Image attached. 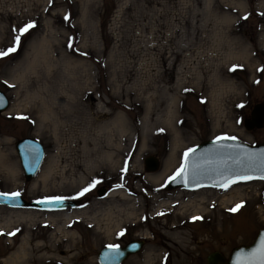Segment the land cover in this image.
Wrapping results in <instances>:
<instances>
[{
	"label": "rangeland",
	"instance_id": "374dc122",
	"mask_svg": "<svg viewBox=\"0 0 264 264\" xmlns=\"http://www.w3.org/2000/svg\"><path fill=\"white\" fill-rule=\"evenodd\" d=\"M28 23L34 27L16 45L19 28ZM10 47L16 51L0 57V89L10 101L0 113V192H18L29 201L78 199L80 205L59 211L0 205L1 215L35 212L30 220L0 227V264H10L5 259L19 251L26 236L33 257L15 264H99L102 247L131 239L143 240L144 246L122 264H148L147 253L154 256L150 264L204 263L215 250L227 258L231 248L252 243L264 228L261 178L236 182L243 184L241 196L231 203H204L199 215L206 212L207 218L194 220L186 210L180 231L188 244H167L163 226L181 219L150 214L148 198L138 199V224L139 219H130L106 232L103 220L101 227L92 220L109 206L121 205L108 192L124 191L127 185L147 191L144 177L169 159L173 131L157 126L144 135L141 130L147 108L163 109L177 80L183 86L177 109L190 124L175 125L188 131L175 155L176 167L162 182L163 195L181 190V199L188 201L197 189L211 187L221 197L233 185L165 188L184 154L204 140L223 136L264 143V125L243 126L252 105L264 101V0H0V51ZM228 84L241 93L222 92L225 115L217 117L211 86ZM232 106L234 127L241 132L226 127ZM216 120L220 131L214 132ZM110 122H116L115 129H128V137L119 142L113 132L123 153L113 144L114 165L103 171L94 164L95 136ZM29 136L42 144L45 155L26 181L15 142ZM148 155L159 161L156 170L145 169ZM100 187L108 190L105 196H97ZM84 188L89 190L79 195Z\"/></svg>",
	"mask_w": 264,
	"mask_h": 264
},
{
	"label": "water",
	"instance_id": "95a60500",
	"mask_svg": "<svg viewBox=\"0 0 264 264\" xmlns=\"http://www.w3.org/2000/svg\"><path fill=\"white\" fill-rule=\"evenodd\" d=\"M9 98L0 89V113L7 110ZM247 129L263 127L264 125V101L252 105L249 117L243 121ZM183 159L182 165L185 172L176 179L166 180V189L185 187L188 189L201 186H221L224 182L228 185L231 181H246L261 178L264 176V143L249 145L237 139L204 140L197 144ZM15 150L19 158L24 179L30 181L35 176L44 158L45 150L42 144L35 138L22 137L15 142ZM188 152V151H187ZM144 166L148 171L156 170L159 161L152 155L144 158ZM177 173V172H176ZM176 173L173 176H176ZM172 176V177H173ZM252 177L245 179L242 177ZM264 179V178H261ZM226 188V187H225ZM2 193V192H0ZM16 193V192H14ZM107 189L100 187L97 196L102 197ZM7 196H0V205H7L14 208H27L42 211H59L78 206V200L60 198L56 201L53 198L26 200L19 194L12 198L11 193ZM51 199V203H39L42 200ZM264 244V228L258 229L253 242L248 245H239L231 248L227 258L219 251H211L204 263L196 264H264L260 258V249ZM144 246L143 240L132 239L124 245H108L102 247L97 255L100 264H122L130 255L135 254ZM58 264V263H45Z\"/></svg>",
	"mask_w": 264,
	"mask_h": 264
},
{
	"label": "bare ground",
	"instance_id": "6f19581e",
	"mask_svg": "<svg viewBox=\"0 0 264 264\" xmlns=\"http://www.w3.org/2000/svg\"><path fill=\"white\" fill-rule=\"evenodd\" d=\"M235 52L229 51L228 56H233ZM245 53V52H244ZM243 53V54H244ZM242 54V55H243ZM244 61L247 60L246 56H242ZM183 87L181 83L177 80L176 85L174 87V90L169 92L168 98L166 101L165 106L161 110H151V107L147 108V117L146 120L143 123L142 127V133L144 135H147V133L151 130H153L157 126H162L164 130L168 133V130L173 131L174 135V142L171 149V154L169 159L164 163L162 169L158 170L155 173L147 174L143 181L145 182L147 186V191H142V189L135 185L130 186H124L125 189H118L108 192L109 197H115L117 198V201L121 202L120 206H109L108 209L104 210L103 212H99L98 215H94L92 218L94 224L96 222V225L98 227H101L100 222L104 221V228L106 232H110L113 228H120L123 221L130 220V219H139V214L135 213L138 209V199L139 197L148 198L151 200V207H150V214L155 215L157 213L165 212L168 213L171 218H180V223H173L172 219H170V222L167 226H163L165 228L164 235L166 237H169V242L167 244H188L187 241V234L183 231H180V229L183 228L184 222H186L184 218V213L186 210L190 209L191 214L193 217H199L207 218L208 214L205 212L203 215H199V212L204 209V203L212 202L214 200L220 201V203H231L234 199L241 196V183H235L231 186H229L226 193L222 194L221 197H217L214 194V190L211 189V187L207 189H197L196 192L193 193V195L190 196V199L188 201H184L181 199L182 191L177 190L175 194L172 196H164L162 193V182L163 180L174 170L176 167V153L179 152V148L183 145L185 136L187 135V127L185 129H178L175 127V125L185 122L187 124H190L189 120L186 118L185 115H179L178 107H177V101H178V94L182 90ZM210 91V97L212 98L213 106L217 112V117L224 116L225 113V107H223L222 103V92H227L228 90L236 91L239 95L241 92L238 90L237 87H235L232 84L226 85V87H222L220 85H213L211 86ZM228 88V90H227ZM154 99V98H153ZM162 101H158V105H160ZM236 103V102H235ZM240 103V102H239ZM233 113V106L230 107V109L226 112L225 120L227 122V129L229 131L237 130L238 132H241L240 130L236 129V126L234 127V124L236 125L235 119H233L232 116ZM217 123L216 126H214V132L220 131L218 128V121H215ZM45 125V124H44ZM116 122H110L104 126H102L98 131L96 132L95 136V153L96 156L94 158V164L101 168L103 171L106 169L110 170L114 165V159H113V151H112V145L117 146V153L121 154L123 153L122 148L120 147L118 142H114L112 139L113 132L117 131L119 135V142L121 139H125L128 137V129L119 127L118 129H115ZM241 134V133H240ZM245 136L244 134H242ZM247 138V137H246ZM248 139V138H247ZM134 176L137 178L139 175V172L134 170ZM44 176V175H43ZM119 184H115V187H117ZM123 186V184L121 185ZM227 188V187H226ZM194 198V199H193ZM116 209V210H115ZM115 211V212H114ZM0 212V227L8 226L13 221L17 220H30L33 217H35V212L28 210V211H16L12 210L10 212L4 213V215ZM141 214V213H140ZM140 222L139 220H136V224ZM222 230H218V232H221ZM144 237V236H142ZM146 237V236H145ZM29 244V237L26 236L23 238L22 246H20L19 251L14 252L9 258L5 259L6 261L10 262V264H15L17 260L19 259H26V261L29 258L33 257L32 251L28 249ZM154 256L152 254L146 255L145 259L148 264L152 263V259Z\"/></svg>",
	"mask_w": 264,
	"mask_h": 264
},
{
	"label": "snow or ice",
	"instance_id": "6c2138e0",
	"mask_svg": "<svg viewBox=\"0 0 264 264\" xmlns=\"http://www.w3.org/2000/svg\"><path fill=\"white\" fill-rule=\"evenodd\" d=\"M65 19L67 20L68 18L65 17ZM32 27H34V24L32 23H28V24H25L23 27L19 28V32L18 34L15 36L14 40H15V44L16 45H19L20 43V37L28 32L29 29H31ZM16 51V47H10L9 49H7V51H0V57H3V56H7L9 53L11 52H15ZM221 139H235V137H217V140H221ZM193 150L192 149H189L188 152H186L184 155L185 157L188 156L189 152H192ZM185 172V167L184 165H181V168L177 170V173H176V176H173V177H170V179H176L177 176H180L182 175L183 173ZM242 178H245V179H251L252 177H242ZM261 178H264V176H262ZM232 183H234L235 181H231ZM121 185H117V187H120ZM221 186L223 187H227L228 186V182H224ZM89 190V188H84L80 193L79 195H83L85 192H87ZM9 194H4V193H0V196H7ZM10 196L12 198H15V197H18L19 196V193H11ZM55 199L56 201H59L60 198H53ZM52 200L49 199V200H42V201H39V203H43V204H47V203H51ZM239 207H241V205H236L235 208L231 209L232 211H236ZM193 219H200L199 217H193ZM15 233H10V235H14ZM260 258L262 260H264V244H262L261 246V249H260Z\"/></svg>",
	"mask_w": 264,
	"mask_h": 264
}]
</instances>
